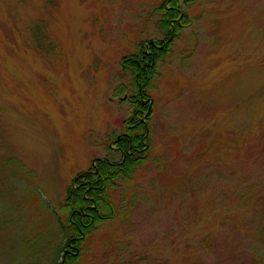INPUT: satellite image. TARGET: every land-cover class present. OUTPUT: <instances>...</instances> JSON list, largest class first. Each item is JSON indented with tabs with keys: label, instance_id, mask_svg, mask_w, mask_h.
Here are the masks:
<instances>
[{
	"label": "rangeland",
	"instance_id": "1",
	"mask_svg": "<svg viewBox=\"0 0 264 264\" xmlns=\"http://www.w3.org/2000/svg\"><path fill=\"white\" fill-rule=\"evenodd\" d=\"M161 1L0 0V264L65 249L68 186L120 160L121 59L161 37ZM188 10L150 84L149 160L108 187L81 264L264 263V0Z\"/></svg>",
	"mask_w": 264,
	"mask_h": 264
},
{
	"label": "trees",
	"instance_id": "2",
	"mask_svg": "<svg viewBox=\"0 0 264 264\" xmlns=\"http://www.w3.org/2000/svg\"><path fill=\"white\" fill-rule=\"evenodd\" d=\"M194 2L195 0H162L156 7L160 15L157 27L161 37L153 38V43L150 44L149 39H142L138 52L122 57L121 65L125 70L132 72V81L137 90L131 96L128 94L129 98L125 99L130 102V115L123 121L121 133L114 137L115 146L112 149H118L121 158L119 161L109 157L99 159L95 166L74 178L68 186L64 201V207H68L70 213L66 224H59L62 232L58 236L66 238L65 249L53 247L50 253H39V258L31 261V264H81L83 242L101 223L111 220L115 215L108 187L115 185V180L121 177H133L137 169L149 160L150 122L154 113L155 98L151 95L150 84L157 72L158 63L166 59L184 29L189 26L188 8L192 7ZM0 163L5 164L3 161ZM2 172L4 170L0 168L1 182ZM32 200H35V197ZM1 219L2 216L0 224L3 222ZM26 241L27 239L24 242ZM30 245L26 246L31 248ZM63 251L66 252L63 255L64 261H59Z\"/></svg>",
	"mask_w": 264,
	"mask_h": 264
},
{
	"label": "water",
	"instance_id": "3",
	"mask_svg": "<svg viewBox=\"0 0 264 264\" xmlns=\"http://www.w3.org/2000/svg\"><path fill=\"white\" fill-rule=\"evenodd\" d=\"M152 42V41H151ZM94 163H95V161H94Z\"/></svg>",
	"mask_w": 264,
	"mask_h": 264
}]
</instances>
